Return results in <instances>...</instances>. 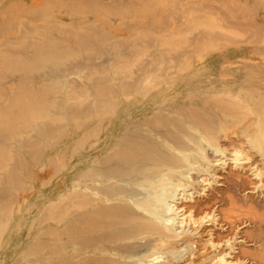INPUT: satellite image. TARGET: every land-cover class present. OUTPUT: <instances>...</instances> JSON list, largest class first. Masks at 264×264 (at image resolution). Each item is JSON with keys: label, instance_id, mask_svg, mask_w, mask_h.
Masks as SVG:
<instances>
[{"label": "bare ground", "instance_id": "bare-ground-1", "mask_svg": "<svg viewBox=\"0 0 264 264\" xmlns=\"http://www.w3.org/2000/svg\"><path fill=\"white\" fill-rule=\"evenodd\" d=\"M246 160L264 175V0H0V264L264 259L196 215Z\"/></svg>", "mask_w": 264, "mask_h": 264}, {"label": "rangeland", "instance_id": "rangeland-1", "mask_svg": "<svg viewBox=\"0 0 264 264\" xmlns=\"http://www.w3.org/2000/svg\"><path fill=\"white\" fill-rule=\"evenodd\" d=\"M255 159V157L253 158V160ZM248 160H246V161H244V166L243 167H240V168H235V167H233L232 165H229L228 166V168H227V170H222V171H220V176H219V183H214V185L213 186H211L210 187V190L208 191V197H210V198H212V197H214L215 196V194L217 193V195H222V192L221 191H225L226 192V190H227V188L229 189V192L227 193L226 192V199L225 200H222V201H219V204H221V206L218 204V202L216 203V202H211L209 205L208 204H206V207L205 208H203L200 212H196V215H197V217H201V216H203V215H206V213L207 214H209V216L210 217H212L213 215H215L216 216V218H217V220H215V219H213L212 221H207L205 224V226L207 227L206 228V230H205V226L203 227L204 229L201 231V233H203V231H204V234H202L203 235V237L204 238H206L207 237V231L208 230H213V231H216V232H218V231H222V235H221V238H215V240H216V242H218L217 244H219L220 245V248H218L217 247V251H226V252H228V251H231V252H234V254H235V251L234 250H230V247H229V245H228V243H227V239L229 238V239H232L233 240V243L236 245V248H239V250L238 249H236V251H240L241 249L240 248H242L243 246H240L242 243H245V244H247V245H252V244H254V246L255 247H258V245L260 244V243H255V240L256 239H254L253 237L254 236H259L260 237V240H262L263 242H264V211H263V209H264V182H263V179H264V175L262 176L261 175V177H259V176H257V175H255L256 174V172H257V170L254 168L253 169V166H251L250 164H246V163H248L247 162ZM250 163V162H249ZM258 163V162H257ZM259 164H261V162H259L258 163V165ZM250 165V166H249ZM245 167L247 168L246 170H245ZM232 168H234L233 170H232ZM241 168L242 169H244V170H241ZM249 168H251V169H249ZM238 169L240 170V171H238ZM230 170H232L238 177H236V175L235 174H233V175H231V174H229L230 176H232V178H233V180H231L230 182L228 181V179H227V176H228V172ZM236 170V171H235ZM254 170H256L255 172H254ZM230 172V173H233V172ZM244 171V172H243ZM237 172H238V174H237ZM246 172V173H245ZM247 172H249V174H247ZM222 173V174H221ZM239 173H241V174H239ZM251 173V174H250ZM227 174V175H226ZM253 174V175H252ZM244 175H245V177H244ZM250 175V176H249ZM241 176V177H240ZM251 176H253L254 177V179H253V177H251ZM236 177V178H235ZM245 178V179H243V178ZM248 177V178H247ZM251 177V178H250ZM242 178V179H241ZM261 178V179H260ZM225 179V180H224ZM238 179V180H237ZM239 179H241V180H239ZM224 180V181H223ZM243 180V181H242ZM246 180H247V182H246ZM250 180V181H249ZM254 180V181H253ZM226 182H228L227 184H226ZM234 184H233V183ZM239 182H241V183H239ZM252 182V183H251ZM263 182V183H262ZM242 183H243V185H242ZM245 183H246V185H245ZM249 183V184H248ZM236 185V186H234V188H233V185ZM251 184V185H250ZM260 184V185H259ZM261 184H263V185H261ZM226 185V186H225ZM231 185H232V188H231ZM242 185V186H241ZM240 186H241V189H242V191H241V189H240ZM245 186V187H244ZM262 186V187H261ZM220 187L221 188H223L221 191H219V189H220ZM225 188V189H224ZM230 188L232 189V191L230 190ZM235 189H237V190H235ZM244 189V190H243ZM216 192V193H215ZM238 192V193H237ZM220 193V194H219ZM231 193H233V195L231 194ZM241 193V194H240ZM244 193V195L246 194L247 196H248V198H246L247 196H244V195H242ZM231 194V195H230ZM238 194V195H237ZM240 194V195H239ZM242 195V196H241ZM249 195H250V197H249ZM212 196V197H211ZM230 196V198H228ZM231 196H234L233 198H234V200H236V201H232V200H230L231 199ZM238 196V197H237ZM241 197V198H240ZM256 199V202H254V198ZM249 198H252V199H249ZM263 198V199H262ZM261 200V201H259V200ZM197 201V204H198V201H203L204 200V198L202 197V198H197L196 199ZM230 202H229V201ZM239 200H241V201H239ZM263 200V201H262ZM243 201H245V202H243ZM248 201V202H247ZM224 202H225V204H224ZM235 202H237L238 203V205H236L237 203H235ZM240 202H241V205H240ZM253 202V203H252ZM258 202V203H257ZM228 203H231V204H229L228 205ZM246 204L248 207H246V205H244V204ZM260 203H262L261 205H260ZM223 204H224V206H223ZM214 205V206H213ZM250 205H252V206H250ZM254 205H258V206H254ZM260 205V206H259ZM217 206V207H216ZM223 206V207H222ZM226 206V207H225ZM227 206H233L231 209L229 208H227ZM234 206H237V207H234ZM241 206V207H240ZM209 207V209H207ZM212 207V208H211ZM221 209H220V208ZM240 207V208H239ZM254 207H255V209H254ZM261 208L262 209V212H261V209H259V208ZM263 207V208H262ZM211 208V209H210ZM218 208V209H217ZM227 209V211L225 210V209ZM235 208V209H234ZM250 208V209H249ZM256 208H257V210H256ZM259 209V210H258ZM203 210H204V212H203ZM228 210H231L230 212L228 211ZM246 210H247V212H246ZM249 210V211H248ZM252 210V211H251ZM226 211V212H225ZM251 211V212H250ZM227 212H229L228 214H227ZM248 212H249V214H248ZM226 213V214H225ZM254 213V214H253ZM259 215H258V214ZM263 213V214H262ZM200 214V215H199ZM250 214H251V216H250ZM261 215H263V217L261 216ZM247 216V217H246ZM248 217H250V218H248ZM251 217H253L252 219H253V221L251 220ZM260 219V220H259ZM250 220V221H249ZM262 220H263V222H262ZM255 221V222H254ZM261 221V222H260ZM252 222V223H251ZM257 222L261 225H259V224H257ZM257 225H256V224ZM251 225V226H250ZM255 225V226H254ZM259 225V226H258ZM258 227V228H257ZM261 228V229H260ZM242 229H243V231H242ZM259 229L261 230V231H263V234H262V238H261V235H260V231H259ZM245 230H248L247 232L245 231ZM253 231V232H249V231ZM256 230V231H255ZM257 230H258V232L259 233H257ZM242 232H243V234H242ZM237 233H238V235H237ZM253 235H252V234ZM262 233V232H261ZM245 234V235H244ZM256 234V235H255ZM252 235V238L250 239L249 238V236H251ZM217 236V235H216ZM215 236V237H216ZM245 237V238H244ZM250 241V242H247V239ZM217 239H219V240H217ZM221 239V240H220ZM246 239V240H245ZM221 241V242H220ZM199 246H201V251H200V253L202 254V255H205V254H207V255H212V254H214V252L216 251V249H213L209 244H207L208 246L205 248V249H203L202 248V245H203V243L204 242H202V241H199ZM221 243V244H220ZM237 243V244H236ZM240 246V247H238V246ZM198 246V247H199ZM223 246V247H222ZM204 247V246H203ZM208 247H210L209 249H207ZM262 246H261V244H260V246L258 247V249L259 250H262V248H261ZM200 248V247H199ZM222 248V249H221ZM261 248V249H260ZM220 249V250H219ZM251 249H253V248H251ZM250 249V250H251ZM202 250H207L206 252L205 251H202ZM258 250V251H259ZM254 251V250H253ZM253 251H250V252H252V254L251 253H249L247 256H245V259H247L249 262H248V264H258V263H260V264H264V259L262 258H260V257H258V258H260V259H258L257 257H256V254H255V252H253ZM210 252V253H209ZM209 253V254H208ZM255 254V255H254ZM252 255V256H251ZM253 256H254V258H253ZM233 257H234V255H233ZM233 257H229L230 259L231 258H233ZM253 258V259H252ZM260 260V261H259ZM257 262V263H256ZM262 262V263H261ZM246 264H247V262H246Z\"/></svg>", "mask_w": 264, "mask_h": 264}]
</instances>
